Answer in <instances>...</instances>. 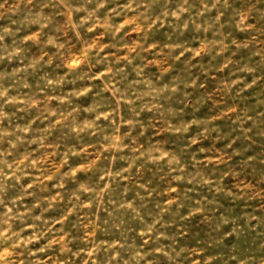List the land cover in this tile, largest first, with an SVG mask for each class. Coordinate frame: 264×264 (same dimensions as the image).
Segmentation results:
<instances>
[{"label":"clouds","instance_id":"9594fccd","mask_svg":"<svg viewBox=\"0 0 264 264\" xmlns=\"http://www.w3.org/2000/svg\"><path fill=\"white\" fill-rule=\"evenodd\" d=\"M0 264H264V0H0Z\"/></svg>","mask_w":264,"mask_h":264}]
</instances>
